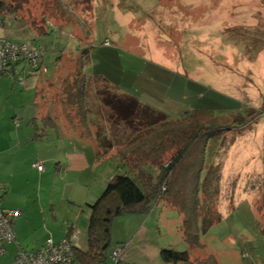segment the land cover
Listing matches in <instances>:
<instances>
[{
  "label": "rangeland",
  "instance_id": "rangeland-1",
  "mask_svg": "<svg viewBox=\"0 0 264 264\" xmlns=\"http://www.w3.org/2000/svg\"><path fill=\"white\" fill-rule=\"evenodd\" d=\"M2 1L10 4V0ZM17 15L20 19L0 17V34L11 41L36 44L44 51L46 72H38L44 78L39 115L48 116L53 125L47 127L39 121L38 134H55L63 127L96 143L103 153L106 148L116 154L151 122L158 126L166 119L159 113L145 115L140 106L124 116L121 109L105 101L109 97L123 99L124 94L90 74L92 58L98 70L109 74L113 82L118 80L127 86L137 78L138 82L130 84L135 86L131 92L153 91L159 98L167 96L190 105L175 115L177 118L201 106L217 114L234 112L205 127L217 138L215 156L206 159L204 165L211 160L219 169L213 205L219 220L206 231H199L202 246H188L181 230L182 215L160 200L149 212L138 214L142 217L139 226L135 222L124 224V214L114 218L110 243L102 250L103 260L98 264H114L112 253L117 249L122 250L119 264H133L123 262L126 245L121 240L135 234V241L146 239L158 248L187 250L195 261L212 254L218 264H264V0H27ZM46 21L52 28L46 27L45 34H36L29 25L37 27ZM106 38L115 48L139 47L138 56L129 61L127 54L105 60L99 55H104ZM143 59L169 65V70H178L177 77ZM26 75L20 76L21 83L11 74L0 75V137H9L10 123L15 129L35 131L30 120L37 105L24 102V96L18 94L32 86ZM181 79L188 84H182ZM199 92L204 97H199ZM32 120L36 123V119ZM153 140L157 143V137ZM172 152L166 150L165 161ZM117 157L109 156L103 165L112 174H124L126 165ZM41 171L39 175L30 171L28 183L16 185L3 206L23 205L33 212L38 199L43 204L38 202V208L50 213L49 202L59 201L62 187L66 186L54 175V164L48 165L44 173ZM35 217L21 228L17 225L16 230L31 235L38 243L46 237L59 236L51 228L61 230V223L54 226L52 219L47 223ZM84 224L79 241H73L80 248L87 244V223ZM38 243L29 248L35 249ZM149 264L166 263L158 252Z\"/></svg>",
  "mask_w": 264,
  "mask_h": 264
},
{
  "label": "trees",
  "instance_id": "trees-1",
  "mask_svg": "<svg viewBox=\"0 0 264 264\" xmlns=\"http://www.w3.org/2000/svg\"><path fill=\"white\" fill-rule=\"evenodd\" d=\"M26 2L27 0H10V4L4 5L0 0V17L20 19L17 12ZM29 25L36 29L38 35L47 33L46 27L52 28V24L47 21L37 27L30 23ZM0 36L4 38L3 35L0 34ZM9 41L26 43L40 50L39 61L35 67L19 59L10 63L8 68L10 74L16 64L23 65L22 71L46 72L42 47L33 43ZM14 76H21V73ZM123 94V99L109 97L105 101L114 108L121 109L124 116L132 112L136 106H140L145 115L152 114L132 95ZM233 113L230 111L226 114H217L212 109L200 108L193 109L178 118L168 119L164 115L166 119L158 126L155 125V121L151 122V125L145 127L143 132H138L118 149V154L114 153V155L116 157L118 155L120 162L126 165L127 171L124 174H114L98 198L88 204L90 214L87 246L86 249H81L73 245L74 261L81 264L101 262L102 250L110 243V227L114 218L127 213H147L153 204L160 200L182 215L181 230L188 246H202L199 242V231H206L219 220L217 210L213 209L216 202L219 169L211 160L208 166L204 165L206 159L208 161L215 156L217 138L212 137L214 133H208L205 127ZM40 120L51 121L46 115H42ZM152 136L157 137V143ZM210 139L213 142L211 145ZM167 149L173 152L165 161L164 155ZM261 203L264 206V198ZM159 257L166 264H218L212 254L195 261L190 259L187 250L180 251L171 247L160 248Z\"/></svg>",
  "mask_w": 264,
  "mask_h": 264
},
{
  "label": "crops",
  "instance_id": "crops-1",
  "mask_svg": "<svg viewBox=\"0 0 264 264\" xmlns=\"http://www.w3.org/2000/svg\"><path fill=\"white\" fill-rule=\"evenodd\" d=\"M1 35L6 37L3 33ZM120 40L123 41L122 38ZM104 41L109 42L110 40L106 38ZM110 44L111 42L107 43V45L103 44L102 51L104 55H99L105 58L107 61H109V59L115 58L120 59L124 54L130 56L127 57L128 61L131 57L134 58L138 56L137 53L139 51V47L136 48L135 45L133 46V51V47L124 48V44L122 48H115ZM143 60L144 62L150 63L152 66L160 68L161 70H165L171 74L173 73V76L177 77L176 74L178 70H169V68L166 67L169 65L164 64L163 66L161 65L163 64L162 62L158 63L155 61H145V59ZM89 63L92 67V71L90 73L91 75L102 78L109 86L116 89L120 93L132 95L137 99L141 106L148 108L152 113H161L168 118H176L175 115L182 113L185 111V109H187L188 106H190L182 100L175 102V100L169 99L167 96L165 99L159 98L153 91L151 94L147 92H141L143 90L138 93L131 92L135 86L131 87L130 84L133 83L134 85L135 81L138 82L137 78L134 77L131 83H128L127 86H123V84L118 80L117 82H113L115 80L109 74L99 71L96 67L97 62L94 58L91 60L89 59ZM142 64H144L143 61ZM22 68V64L14 65L11 75H18L19 73L22 75V73L26 72L27 79H30V82L32 83V86L29 89H24L18 94L20 96H24V102L33 101L37 105V110H35L33 113L34 117H31V120L29 119L32 121L35 131L33 132L32 130L22 129L21 127H17V129H15L14 125H11L10 123L9 137H0V182L3 185V191H0L3 194L2 197H0V209L14 212L11 218L12 228L15 233V241H9L6 243L11 245L5 244V253L1 257V259L3 257H9L10 260L6 262L1 260L3 263H7L13 259L16 254L17 245H20L25 250H35L45 243L48 237H46L44 241L38 243L39 241L36 242L31 235H28L27 233L23 234L20 229L19 231L16 230L17 225L19 228L25 226L26 224L30 223L33 218H36L35 215L38 216L40 220H43L47 223L52 219L51 223L54 224V226L61 223V225L59 224L61 230H57V228L54 226H52L54 228H51L52 233L59 235L56 239H54L52 236H49L54 241L67 236L74 228L78 231L77 241H79V233H82V230H84L86 227L84 223H87L88 228L90 214L88 204L94 202L98 198L107 182L114 175L108 167L103 165L106 158L109 156H115L113 151L104 148V151L107 152L103 153L99 145L96 143L92 141H86L85 138L81 137L80 135H75L74 132L67 131V129L65 130L63 127H60V130L55 134H52L50 131L41 132V134L37 133V131L39 132L40 130L38 125L39 121H41V123L45 126L47 125V127H49L50 123L53 125L52 121L40 120L41 116L39 115L40 104L42 105V101L44 99L40 94V90L44 84V78H41V75L38 73L39 71H22ZM124 70L125 69H123V73ZM151 70H153V68ZM139 75L140 73L135 74L136 77H139ZM176 77L174 78L176 79ZM183 80L184 79H181L182 84L183 82L188 84L186 80ZM184 86L187 87V85ZM198 96L204 97L202 92H199ZM21 106L18 105L17 107ZM201 107V109H209L204 106ZM34 118L36 119V123L32 120ZM34 134H36V136H34ZM36 161L43 162V164L47 163V168L48 165L50 166L51 164H54V175L60 179L63 186H66L65 189L62 187L63 194L61 195L60 200L54 201V203L49 202L48 206L50 208V213H46L44 210H41V206L38 208V199L37 202H34L35 208L33 212L31 210L27 211L23 205L20 207H4V199L14 192L15 186L19 183H28L30 180L28 173L30 171L33 170L36 172V175H39L37 169L32 166V163ZM45 164L41 173H44L47 170ZM99 176L101 177L99 178ZM39 204L42 203L39 202ZM44 206L47 207L46 201H44ZM59 207H61V212H59ZM138 214L144 213L124 214V216H126L122 219L123 222H125L124 224L129 225L131 222H135L136 225L139 226L142 217ZM14 215H16L15 220L13 219ZM65 221L66 223L64 224ZM67 224L70 226V229L67 227ZM144 229L145 228L142 225V234L145 233ZM138 231L139 230H137V232ZM134 237H136V234ZM134 237H128V240H121L126 245L125 253L123 255L124 263L129 262L133 264H149L158 257L160 248L154 246L156 244L145 242L146 239L142 241H135ZM36 243L38 244L36 245L35 249L29 248ZM73 245L76 246L74 243ZM84 245L87 246V244ZM86 246L81 249H86ZM75 262L77 261L75 260L74 263Z\"/></svg>",
  "mask_w": 264,
  "mask_h": 264
},
{
  "label": "built area",
  "instance_id": "built-area-1",
  "mask_svg": "<svg viewBox=\"0 0 264 264\" xmlns=\"http://www.w3.org/2000/svg\"><path fill=\"white\" fill-rule=\"evenodd\" d=\"M108 42H106L107 44ZM40 50L35 46L26 43H14L0 36V75H9L10 63L23 59L27 64L35 67L39 61ZM18 83L23 81L22 77L15 76ZM32 166L38 171L44 169L43 162H33ZM0 190L3 191V185L0 183ZM14 212L0 209V264H74L73 241L78 239V231L74 228L63 238L54 241L48 237L43 245L35 250H25L17 245L16 254L13 259L7 263L1 261L5 253V244L9 241H15V233L12 228L11 216ZM70 229V226L67 224ZM121 249L112 253L114 264H119L122 260Z\"/></svg>",
  "mask_w": 264,
  "mask_h": 264
},
{
  "label": "clouds",
  "instance_id": "clouds-1",
  "mask_svg": "<svg viewBox=\"0 0 264 264\" xmlns=\"http://www.w3.org/2000/svg\"><path fill=\"white\" fill-rule=\"evenodd\" d=\"M104 42H107V41H104ZM14 77H15V76H14ZM14 77H13V78H14Z\"/></svg>",
  "mask_w": 264,
  "mask_h": 264
}]
</instances>
